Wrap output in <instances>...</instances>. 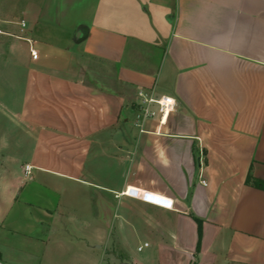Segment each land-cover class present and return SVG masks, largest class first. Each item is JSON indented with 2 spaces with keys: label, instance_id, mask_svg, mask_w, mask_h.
I'll use <instances>...</instances> for the list:
<instances>
[{
  "label": "crops",
  "instance_id": "1",
  "mask_svg": "<svg viewBox=\"0 0 264 264\" xmlns=\"http://www.w3.org/2000/svg\"><path fill=\"white\" fill-rule=\"evenodd\" d=\"M0 119V264H264V0H0Z\"/></svg>",
  "mask_w": 264,
  "mask_h": 264
},
{
  "label": "rangeland",
  "instance_id": "2",
  "mask_svg": "<svg viewBox=\"0 0 264 264\" xmlns=\"http://www.w3.org/2000/svg\"><path fill=\"white\" fill-rule=\"evenodd\" d=\"M0 121V127L2 128V119H0ZM1 130L2 129H0V131ZM7 138L8 140L5 141L4 145L0 142V196L10 193L15 187L20 177L19 164L15 158H18L21 155L23 156L25 151L21 150L18 146V144L22 141V134L17 128L15 130H10ZM16 205L18 206L19 204L17 203ZM88 242L89 240L86 237V264H92L87 262L88 258L92 255L96 257V261L93 264H121L120 260H116L113 256H110L112 247H90L87 245ZM139 244L142 245L141 240H139ZM136 246L137 242L134 245L128 247L129 251L131 252L129 255H131V258L135 260H144L146 253H148L150 250L143 249L141 252H137ZM105 250L106 255L104 259L106 262L102 259L99 261V258L104 256L102 255V252ZM126 263L131 264V259H128Z\"/></svg>",
  "mask_w": 264,
  "mask_h": 264
},
{
  "label": "built area",
  "instance_id": "3",
  "mask_svg": "<svg viewBox=\"0 0 264 264\" xmlns=\"http://www.w3.org/2000/svg\"><path fill=\"white\" fill-rule=\"evenodd\" d=\"M18 25L20 27V32H22L25 29V23L23 21H20ZM30 57L32 60L37 59V51L34 50L32 47L30 48ZM137 97L139 99V109L135 116V126L139 128L140 132L143 131L141 125L145 120L157 118L159 124L163 125L164 123H166L169 113L173 111L175 106L174 100L170 97H165V96L153 97L152 95L144 93L143 91H139L137 93ZM30 169H31L30 166L28 165L24 166V174L26 176L30 174ZM201 184L205 185V182L201 181ZM127 191L128 189L125 191V193ZM140 192H141L140 196L139 198H137L138 200L146 203L151 202L157 204L156 202L151 201V198H157L153 194L145 191H140ZM129 196L131 197L132 195ZM158 200H159L158 201L159 206L164 208H171L170 201H167L162 198H158ZM145 247H147V244H144L143 247H138L137 250L141 251L142 248Z\"/></svg>",
  "mask_w": 264,
  "mask_h": 264
},
{
  "label": "bare ground",
  "instance_id": "4",
  "mask_svg": "<svg viewBox=\"0 0 264 264\" xmlns=\"http://www.w3.org/2000/svg\"><path fill=\"white\" fill-rule=\"evenodd\" d=\"M140 193H141V192L138 191L137 189L128 188V191L125 193V195L128 196V197H130L129 195H132L131 197L137 199V198H139ZM151 201H154V202H156V203L159 205V203H158L159 200H158V199H156V198H151ZM148 203H151V202H148ZM152 204H153V203H152ZM157 204H154V205H157Z\"/></svg>",
  "mask_w": 264,
  "mask_h": 264
},
{
  "label": "trees",
  "instance_id": "5",
  "mask_svg": "<svg viewBox=\"0 0 264 264\" xmlns=\"http://www.w3.org/2000/svg\"><path fill=\"white\" fill-rule=\"evenodd\" d=\"M246 183L248 185H252V186H254L256 188H260V189H263L264 190V182L263 181H259L257 179H254L250 175H248V177L246 179Z\"/></svg>",
  "mask_w": 264,
  "mask_h": 264
}]
</instances>
